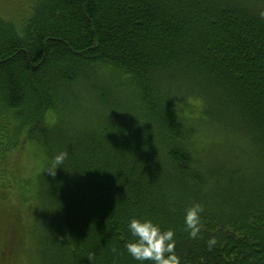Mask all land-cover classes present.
Instances as JSON below:
<instances>
[{
    "label": "trees",
    "instance_id": "obj_1",
    "mask_svg": "<svg viewBox=\"0 0 264 264\" xmlns=\"http://www.w3.org/2000/svg\"><path fill=\"white\" fill-rule=\"evenodd\" d=\"M133 218L264 264V0H0L1 264H137Z\"/></svg>",
    "mask_w": 264,
    "mask_h": 264
},
{
    "label": "clouds",
    "instance_id": "obj_2",
    "mask_svg": "<svg viewBox=\"0 0 264 264\" xmlns=\"http://www.w3.org/2000/svg\"><path fill=\"white\" fill-rule=\"evenodd\" d=\"M66 156L67 153L62 152L54 157L48 170L53 177H55L57 169L63 165ZM202 211V207L197 204L189 208L184 216L186 229L193 239L200 232ZM127 228L132 239L125 243V248L128 255L137 264H181V259L176 253L177 243L174 230H165L158 223L147 218H133L127 222ZM209 243L210 245L214 244L215 240Z\"/></svg>",
    "mask_w": 264,
    "mask_h": 264
},
{
    "label": "rangeland",
    "instance_id": "obj_3",
    "mask_svg": "<svg viewBox=\"0 0 264 264\" xmlns=\"http://www.w3.org/2000/svg\"><path fill=\"white\" fill-rule=\"evenodd\" d=\"M21 134V133H20ZM19 135V133L17 134V136ZM23 136V135H22ZM23 153L21 154L20 153V155H21V157L23 158V160L24 159H26L27 157H24L23 156V154L26 156V154H25V152H28V149L27 148H24V151H22ZM29 157V156H28ZM239 159L241 160V158H240V156H239ZM221 162H223V158L220 160ZM206 164L207 165H210L211 166V164H210V162H206ZM215 166H217V165H215ZM229 172H230V170H229ZM233 180V179H232ZM0 264H1V259H0Z\"/></svg>",
    "mask_w": 264,
    "mask_h": 264
}]
</instances>
